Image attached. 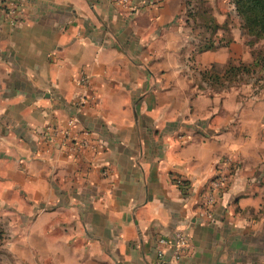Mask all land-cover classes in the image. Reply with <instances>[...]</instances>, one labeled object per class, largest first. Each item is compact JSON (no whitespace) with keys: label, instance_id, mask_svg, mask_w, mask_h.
Instances as JSON below:
<instances>
[{"label":"crops","instance_id":"1","mask_svg":"<svg viewBox=\"0 0 264 264\" xmlns=\"http://www.w3.org/2000/svg\"><path fill=\"white\" fill-rule=\"evenodd\" d=\"M25 8L18 23L0 12V264H264V89L208 92L196 77L225 67L230 45L185 47L175 0ZM71 114L98 152L42 137ZM178 229L191 243L179 262L160 243Z\"/></svg>","mask_w":264,"mask_h":264},{"label":"rangeland","instance_id":"2","mask_svg":"<svg viewBox=\"0 0 264 264\" xmlns=\"http://www.w3.org/2000/svg\"><path fill=\"white\" fill-rule=\"evenodd\" d=\"M183 4V17L177 30L182 32V41L185 47L205 48L212 46L214 50L230 45L234 56L230 62L251 63L255 60L257 53L264 54V40L254 41L243 29L242 20L239 17L235 4L232 0H175ZM172 41L178 42V36ZM171 40L168 42L173 43ZM224 67L215 66L220 72ZM255 73H243L229 75L220 81L209 80L205 72L196 76L201 81L200 90L208 92H234L240 89L241 95L254 96L260 94L264 89V67L256 66ZM195 79V76L192 77ZM226 168V166H224Z\"/></svg>","mask_w":264,"mask_h":264},{"label":"built area","instance_id":"3","mask_svg":"<svg viewBox=\"0 0 264 264\" xmlns=\"http://www.w3.org/2000/svg\"><path fill=\"white\" fill-rule=\"evenodd\" d=\"M121 3H126V0H118ZM0 12L12 17L13 23H18L23 20L26 14L25 0H0ZM76 83L83 87L91 88V79L86 73H82L76 78ZM88 102L87 94H82L76 107L81 110L83 106ZM79 119L76 114H71L65 125H55L49 129L43 131L42 137L47 138L48 131L54 135L50 138L51 141L57 140L60 147L70 151L71 153H84L88 150L92 152H98V143L92 137V132L88 129H78ZM231 172L225 167H222L218 173L210 180L206 188L204 199L202 200V210L200 211V217L206 220H212L214 217L213 209L218 203L221 194L227 189L230 182ZM182 180H178L177 184H182ZM160 243L162 245L172 246L173 259L180 261L190 248L189 234L178 229L175 232L174 238L166 239L162 238Z\"/></svg>","mask_w":264,"mask_h":264},{"label":"trees","instance_id":"4","mask_svg":"<svg viewBox=\"0 0 264 264\" xmlns=\"http://www.w3.org/2000/svg\"><path fill=\"white\" fill-rule=\"evenodd\" d=\"M235 4L237 13L242 20L243 29L245 32L254 39L255 41L264 40V0H232ZM202 49H213L212 46H205ZM264 67V54L261 52L257 53L255 60L251 63L240 62L238 65H234L229 62L220 72L213 71L215 66L205 72V76L209 77V80L220 81L221 79L227 78L229 75L239 74L240 71L243 73H255V67ZM181 188H185L186 184L182 182L179 184Z\"/></svg>","mask_w":264,"mask_h":264}]
</instances>
